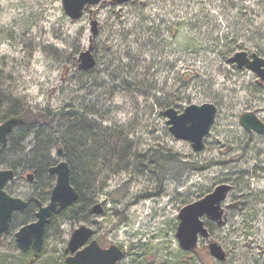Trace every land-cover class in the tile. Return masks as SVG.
<instances>
[{
	"label": "rangeland",
	"instance_id": "1",
	"mask_svg": "<svg viewBox=\"0 0 264 264\" xmlns=\"http://www.w3.org/2000/svg\"><path fill=\"white\" fill-rule=\"evenodd\" d=\"M92 10L100 26L94 43L98 64L82 74L71 59L88 48V13L71 21L61 0H0V87L33 111L84 103L103 129L128 133L132 158L125 170L104 173L108 188L96 199L105 209L93 216L108 231L104 242L139 255L145 264H203L207 258L210 264L206 241L191 256L179 249L177 215L228 184L233 189L222 206L239 202L238 207L225 210L227 225L211 226L209 239L228 253L227 264H264V136L250 135L239 120L251 112L264 124V89L250 71L228 64L239 51L264 59V0H130ZM203 104L214 105L217 114L204 150L196 153L189 142L172 137L163 113ZM31 139L11 158L15 179L7 190L22 200L41 192L42 179H26L41 162L29 152ZM156 150L205 168L187 170L179 180L159 177L151 161ZM50 159L53 166L63 160L54 151ZM118 188L122 200L115 204L107 195ZM241 199L249 204L244 210ZM78 220L58 218L48 226L35 264H61ZM9 240L0 252L11 249Z\"/></svg>",
	"mask_w": 264,
	"mask_h": 264
},
{
	"label": "water",
	"instance_id": "2",
	"mask_svg": "<svg viewBox=\"0 0 264 264\" xmlns=\"http://www.w3.org/2000/svg\"><path fill=\"white\" fill-rule=\"evenodd\" d=\"M129 1L61 0V4L64 14L71 21H78L85 12L92 16V9L95 7H104L108 3L122 6ZM99 27L96 20L90 21L88 48L77 57L76 69L80 72L91 71L96 66V60L92 52L93 43L99 34ZM228 64L236 65L239 70L246 69L250 71L264 85L263 58L253 55L249 59L245 52H237L228 60ZM216 113L217 109L214 105L203 104L201 106L190 105L182 113H177L176 110L170 108L163 113V116L167 119L166 125L172 137L175 140L189 142L191 149L199 153L205 148L204 138L209 134L214 124ZM22 124V119L18 118H12L0 124L1 147L6 146L7 137L12 129ZM240 124L247 132L264 136V124L254 113L242 114ZM49 174L55 177V184L50 191L48 203L42 205L39 201L34 200L37 206L35 221L20 227L14 234L16 248L22 254L29 251H32L35 255L40 254L44 245L45 228L50 224L51 218L59 216L78 200V193L71 186L70 169L65 161L51 167ZM33 178L32 173L26 175L28 182H32ZM14 179L15 173L13 170L0 169V240L10 230L14 214L24 212L29 205V201L13 197L7 193L6 189ZM232 189V186L228 184H220L203 198L183 207L179 211L175 239L180 250L195 252L199 240L209 239L205 221L215 224L218 228L226 225L227 219L222 204L226 201ZM91 212L93 215H100L102 213L101 205H94ZM92 234V230L85 226L78 228L71 234L65 250V253L69 254L65 264H115L123 258V252L116 246L101 249L95 240L78 252ZM208 252L214 260L218 262L225 261V253L217 243L211 242Z\"/></svg>",
	"mask_w": 264,
	"mask_h": 264
},
{
	"label": "trees",
	"instance_id": "3",
	"mask_svg": "<svg viewBox=\"0 0 264 264\" xmlns=\"http://www.w3.org/2000/svg\"><path fill=\"white\" fill-rule=\"evenodd\" d=\"M127 58L130 60L128 55ZM75 62L72 58L71 64H75ZM97 64L98 60L96 59V66ZM95 68L88 72H82V74H91ZM187 76L194 77V75ZM83 104L77 106L72 101L69 106L57 111L48 109L33 111L32 108L20 104L11 95L5 94L0 87V124L12 118L23 121V124L15 129L17 135L14 137L13 134L10 135L6 147L0 150V169H11L15 172L16 166L12 161L15 155L14 150L23 151L24 143L32 136V143L28 142L30 146L33 144L29 152L34 157L40 156L41 158L40 169L33 170V173L36 181L42 179V186L40 184L39 195L28 200L36 199L45 204L49 200L50 191L55 182L54 177L49 175V169L54 164L50 159L51 152L61 151V158L69 166L70 183L78 193V200L60 216L52 217L50 224L58 218L71 220L88 218V215L92 214V207L96 204L97 195L103 194L104 190L108 188L104 173L117 174L125 170L132 158V143L125 129H103L100 124L90 118L96 115V111ZM151 161L160 169L158 172L161 176L158 175L159 177L167 175L174 180H179L182 173L187 170H203L205 168V166L201 167L194 163H181L170 153L162 154L158 150L154 151ZM169 164L176 166L175 168L172 166L166 168ZM218 164L221 163H209L208 166ZM7 192L13 195L10 190ZM119 192V188L114 189L107 196L111 197L113 203L119 204L122 200V195ZM241 200L239 210H244L249 204L246 203V199ZM238 204L239 202L234 206L238 207ZM35 210V205L31 203L23 213L14 215L10 230L2 237L0 244L10 238L8 244L11 249L9 250L15 253L8 254L9 250L7 253L1 251L0 264H35L36 259L42 254V252L39 255H34L32 252L28 254L18 252L13 238L14 232L18 228L33 222ZM104 214L105 209L102 215ZM48 226L45 234H47ZM208 227L211 230V226ZM65 257L61 253L59 258L61 264H64Z\"/></svg>",
	"mask_w": 264,
	"mask_h": 264
},
{
	"label": "flooded vegetation",
	"instance_id": "4",
	"mask_svg": "<svg viewBox=\"0 0 264 264\" xmlns=\"http://www.w3.org/2000/svg\"><path fill=\"white\" fill-rule=\"evenodd\" d=\"M239 52H245L246 53V55H247V58H249V59H251L252 58V56L253 55H256V54H254V53H252V54H249L248 52H246V51H239ZM93 54H94V57L96 58V46H94V49H93ZM256 56H258V55H256ZM258 57H260V58H262L261 56H258ZM233 68H236L237 70H239L235 65H231ZM242 70H245V69H242ZM256 83L262 88V89H264V85L259 81V80H257L256 81ZM21 126V125H20ZM20 126H16V127H14L13 129H12V132L8 135V137H7V142H8V140H9V137H10V135H12L13 133H14V131H15V129L17 128V127H20ZM250 134V133H249ZM251 135V134H250ZM6 147V146H5ZM4 147V148H5ZM0 150H1V146H0ZM57 155L58 156H61L62 155V152L61 151H58V153H57ZM30 201V204L31 203H33L34 205H35V212H34V216H35V213H36V211H37V206H36V204L33 202V200H29ZM29 204V205H30ZM228 206H230V205H228ZM228 206L226 207V209L225 210H228L229 208H228ZM23 213V212H22ZM102 213H104V208H103V211H102ZM102 213H101V215H102ZM224 215H226V214H224ZM227 218V217H226ZM227 223H228V219H227ZM78 228H80V227H82V226H85V227H87V228H89V229H91L92 230V232H93V234H92V236L89 238V240L78 250V252L79 251H81V250H83L84 248H86L89 244H90V242L91 241H93V240H95L96 242H97V244L99 245V247L101 248V249H107V248H109L110 246H116L120 251H122L123 252V258L121 259V260H119L118 262H116L115 264H145V262L143 263L142 261H141V259L139 258V255H134V254H131V253H127L124 249H122L120 246H118V245H113L112 243H109V244H107L106 242H104V240H105V236H106V234L108 233V231H105L103 228H102V226L101 225H99L98 224V222L93 218V215L92 214H89L88 215V218H86V219H83V220H78ZM227 225V224H226ZM208 226H215L213 223H210V222H205V227L207 228V230H208V232H209V235H210V228L208 227ZM216 227V226H215ZM77 228V229H78ZM225 228V227H224ZM76 229V230H77ZM223 229V228H222ZM221 230V229H220ZM103 231H105V232H103ZM175 236V235H174ZM210 238V237H209ZM200 242H205V241H203V240H201ZM207 242V244L205 245L206 247H205V249H206V251L204 250V253L206 254V255H208V257L211 259V262H210V264H227V258H228V253L227 252H225L224 250V253H225V261L224 262H218V261H216V260H214L212 257H210V255H209V252H208V247H209V244L212 242L210 239H209V241H206ZM214 242V241H213ZM179 247V246H178ZM66 248H67V246H66ZM66 248L63 250V254L66 256L65 257V259H64V264H65V260H66V258L69 256V254H66L65 253V250H66ZM180 249V248H179ZM182 251V250H181ZM31 251H29L28 253H30ZM183 252V254H185V255H189V256H191V254H193L194 252H185V251H182ZM27 253V254H28ZM128 260H129V262H128ZM209 261L210 260H208V258L207 259H205L204 260V263L203 264H209ZM151 264H156V263H151ZM163 264V263H162ZM167 264H188V263H174L173 261H171V260H168L167 261Z\"/></svg>",
	"mask_w": 264,
	"mask_h": 264
}]
</instances>
